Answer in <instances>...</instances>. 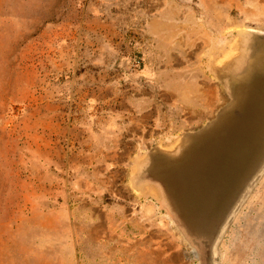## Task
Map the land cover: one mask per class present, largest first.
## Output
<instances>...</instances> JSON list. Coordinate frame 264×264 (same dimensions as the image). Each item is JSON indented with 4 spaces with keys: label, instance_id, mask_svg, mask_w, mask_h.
<instances>
[{
    "label": "rangeland",
    "instance_id": "obj_1",
    "mask_svg": "<svg viewBox=\"0 0 264 264\" xmlns=\"http://www.w3.org/2000/svg\"><path fill=\"white\" fill-rule=\"evenodd\" d=\"M0 264H264V0H0Z\"/></svg>",
    "mask_w": 264,
    "mask_h": 264
}]
</instances>
